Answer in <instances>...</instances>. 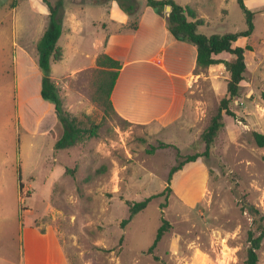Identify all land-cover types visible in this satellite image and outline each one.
I'll use <instances>...</instances> for the list:
<instances>
[{
	"label": "rangeland",
	"instance_id": "374dc122",
	"mask_svg": "<svg viewBox=\"0 0 264 264\" xmlns=\"http://www.w3.org/2000/svg\"><path fill=\"white\" fill-rule=\"evenodd\" d=\"M62 1L73 6L75 0ZM242 1L253 14V30L237 42L241 47L249 45L251 51L245 52L239 97L230 103L233 116L224 115V126L208 156L186 163L172 176L168 198H154L125 227L120 224L129 215L127 202L161 193L177 163V152L182 157L203 153L204 145L197 139L226 95L225 66L199 69L190 82L185 116L160 129L104 113L92 101L96 69L85 70L76 80L64 78L67 68L77 61L72 49L64 51L62 61L51 63L50 76L60 87L64 89L66 83L78 90L77 95L64 96L60 89L66 109L87 127L98 126V133L73 147L55 150L59 130H50L55 115L36 104L31 132H21L18 151L2 146L7 154L0 153V256L18 259L21 227L31 225L42 233L51 232L67 264H244L247 232L256 228L254 221L261 217L264 224V146L253 136L264 135L260 98L264 91V0ZM135 2L144 6L146 1ZM8 7L0 2V18H5ZM191 7L204 20L197 28L201 35L248 30L237 0H192ZM85 8L97 16L102 10L100 5ZM18 14L19 41L38 39L40 34L32 33L36 24L28 20L26 9L21 7ZM9 23L10 15L4 27ZM64 36L58 46H64ZM217 58L226 61L231 56ZM162 218L169 228L148 254ZM257 254L258 264H264V240Z\"/></svg>",
	"mask_w": 264,
	"mask_h": 264
},
{
	"label": "crops",
	"instance_id": "0c3cea01",
	"mask_svg": "<svg viewBox=\"0 0 264 264\" xmlns=\"http://www.w3.org/2000/svg\"><path fill=\"white\" fill-rule=\"evenodd\" d=\"M0 2L9 6L4 19L10 15V23L5 27L4 19L0 18L1 153L2 146L18 151L21 132H31L30 120L36 104L55 115L50 130H59L56 141L62 131L54 106L40 95L43 74L37 65L36 48L47 29L48 8L42 0H20L14 7L10 5L12 0ZM101 2L104 3L75 0L71 1L73 6H65L62 1L61 36L65 35V43L64 46H57L61 49L62 60L66 49H72V58L77 59L67 68L68 74L64 78L76 80L85 70L96 69V58L105 54L121 65L110 96L118 116L137 126H156L160 129L172 126L185 116L190 82L199 75L195 46L172 36L166 25L168 13L165 9L157 12L145 2L144 6L138 4L135 11L128 15L114 0ZM175 3L191 7L192 0ZM87 5L102 6L100 15L87 10ZM21 7L26 9L28 20L36 24L32 33L40 34L38 39L26 37L24 41H19L17 23ZM197 15L199 18L198 11ZM36 19L40 23H36ZM134 22L136 28L126 30ZM50 79L64 96L78 94L75 86L70 88L65 83L63 89L53 77L50 76ZM4 152L7 154V150ZM0 264H67V261L51 232L42 233L26 225L21 227L18 259L0 256Z\"/></svg>",
	"mask_w": 264,
	"mask_h": 264
},
{
	"label": "trees",
	"instance_id": "16d2710c",
	"mask_svg": "<svg viewBox=\"0 0 264 264\" xmlns=\"http://www.w3.org/2000/svg\"><path fill=\"white\" fill-rule=\"evenodd\" d=\"M18 1L20 0H12L10 5L14 7ZM42 1L49 11V25L39 39L36 48L37 65L43 74L40 95L44 101L54 106L58 123L62 128V135L56 141L54 148L55 150H62L73 147L85 139L96 137L98 126L93 124L87 127L84 122L71 115L65 107L64 97L60 88L50 79L51 63L62 60V52L57 46V42L62 34L63 3L62 0H56L54 3L49 0ZM114 1L128 15H131L137 8L135 0H132L133 3L129 6H125L121 0ZM237 2L244 12L248 30L242 33H228L222 36L214 35L206 37L197 33V28L204 24V20L198 18L197 11L194 8L178 5L173 0H146V5L155 9L157 12H160V9L164 10L166 6H170V12L166 19L167 28L174 38L187 41L195 46L197 52L196 64L198 68L204 70L223 64L227 71L228 79L226 80V95L220 100L217 110L211 117L208 126L197 139L199 144L204 145L203 153L182 157L177 152V163L169 171L166 188L161 193L147 197L140 202H127L129 215L121 222V227H125L154 198L164 196L167 199L171 192L169 183L172 176L180 171L186 163L194 162L200 156H208L211 146L224 126V115L233 116L230 111V103L239 97L240 86L246 71L245 52L251 51L249 45L241 47L237 45V42L242 38H248L253 30V14L247 11L242 0H237ZM94 3L101 4L104 2L95 0ZM135 28L136 22L127 27V29L132 30ZM221 54H228L231 58L226 61L220 60L217 57ZM95 64L97 67V76L94 81L92 101L101 105L104 113H112L118 116L113 108L110 96L117 78V70L121 65L105 54L99 55L96 58ZM260 98L264 101V91L261 92ZM124 121L127 122L126 120ZM253 136L259 146H264V135L253 133ZM160 146L170 147L171 145L160 143ZM161 222L152 244L146 251L148 254L153 253L157 244L169 228V224L165 219L162 218ZM262 222V217L258 221L255 220L256 228L254 230L250 229L247 232L248 247L246 249L244 264H258L257 252L264 240V224Z\"/></svg>",
	"mask_w": 264,
	"mask_h": 264
},
{
	"label": "water",
	"instance_id": "95a60500",
	"mask_svg": "<svg viewBox=\"0 0 264 264\" xmlns=\"http://www.w3.org/2000/svg\"><path fill=\"white\" fill-rule=\"evenodd\" d=\"M165 10L169 13L170 12V6H166Z\"/></svg>",
	"mask_w": 264,
	"mask_h": 264
}]
</instances>
